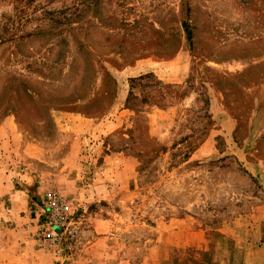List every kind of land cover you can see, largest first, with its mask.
I'll use <instances>...</instances> for the list:
<instances>
[{"label": "rangeland", "instance_id": "rangeland-1", "mask_svg": "<svg viewBox=\"0 0 264 264\" xmlns=\"http://www.w3.org/2000/svg\"><path fill=\"white\" fill-rule=\"evenodd\" d=\"M74 1L0 0V264H264V0H92L88 49Z\"/></svg>", "mask_w": 264, "mask_h": 264}, {"label": "built area", "instance_id": "built-area-1", "mask_svg": "<svg viewBox=\"0 0 264 264\" xmlns=\"http://www.w3.org/2000/svg\"><path fill=\"white\" fill-rule=\"evenodd\" d=\"M42 203L38 219L34 223L36 238L40 247L61 257L66 242L79 236L81 219L71 199L59 190L44 195Z\"/></svg>", "mask_w": 264, "mask_h": 264}, {"label": "trees", "instance_id": "trees-1", "mask_svg": "<svg viewBox=\"0 0 264 264\" xmlns=\"http://www.w3.org/2000/svg\"><path fill=\"white\" fill-rule=\"evenodd\" d=\"M92 0H75L73 2V6L69 7L71 9V13H68L67 9L65 10H59V11H51L50 14L53 17H50L49 20L56 21V25H51V29L59 28L57 32L64 34L66 31L67 33H70V35L73 37V43H76L77 45L80 44V48H87V42L85 36H83V28L86 22L89 21L87 18L88 14L90 13V9L93 5L91 2ZM62 15V17H61ZM55 18V19H54ZM78 24V25H75ZM185 24V30L188 33V38L192 39V31L190 29V26L187 22H184ZM51 32V30H50ZM91 54V50L86 51V56H89ZM105 75L109 78H113L111 74L106 71ZM113 80V79H112ZM114 83L115 79L113 80ZM115 94L111 96L110 98V104L114 100Z\"/></svg>", "mask_w": 264, "mask_h": 264}, {"label": "crops", "instance_id": "crops-1", "mask_svg": "<svg viewBox=\"0 0 264 264\" xmlns=\"http://www.w3.org/2000/svg\"><path fill=\"white\" fill-rule=\"evenodd\" d=\"M263 208H264V206H263ZM27 231L29 232L30 230L27 228ZM29 234H30V232H29ZM26 238H27V237H26ZM25 240H26L27 242H29V241H28V238L25 239ZM27 263H28V264H36L35 262H32V263H31L30 261H27Z\"/></svg>", "mask_w": 264, "mask_h": 264}]
</instances>
